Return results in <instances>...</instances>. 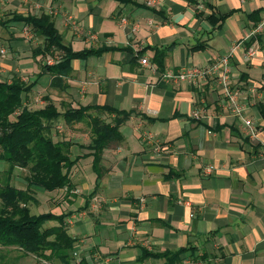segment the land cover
Here are the masks:
<instances>
[{
    "label": "crops",
    "instance_id": "obj_1",
    "mask_svg": "<svg viewBox=\"0 0 264 264\" xmlns=\"http://www.w3.org/2000/svg\"><path fill=\"white\" fill-rule=\"evenodd\" d=\"M146 1L0 0V25L12 13H45L73 51L108 48L51 73L44 55H33L42 40L11 22L3 31L10 58H1L0 71L7 78L28 74L24 80L33 87L25 106L50 102L60 113L109 107L130 115L119 127L121 139L102 151L94 194L81 211L82 217L106 215L105 230L75 237L73 263L264 264V28L250 34L264 20V0H203L204 11L197 0H153L155 7ZM211 14L223 17L221 26L206 20ZM235 43L230 84L244 94L243 115L255 125V140L223 107L214 80L191 87L161 79L163 72L206 66ZM248 47L254 56L244 60ZM156 51L164 52L162 70L153 62ZM142 58L154 71L141 65ZM42 75L50 76L45 89ZM202 106L206 116L192 119ZM87 114L82 122L59 119L51 126L53 140L69 144L70 158L78 157L74 168L92 166L90 118H115L95 109ZM78 172L71 176L73 197L80 194L73 180ZM145 252L162 256L139 260ZM176 252L174 261L170 253Z\"/></svg>",
    "mask_w": 264,
    "mask_h": 264
},
{
    "label": "trees",
    "instance_id": "obj_2",
    "mask_svg": "<svg viewBox=\"0 0 264 264\" xmlns=\"http://www.w3.org/2000/svg\"><path fill=\"white\" fill-rule=\"evenodd\" d=\"M120 4H134L136 0H116ZM206 20L214 27L221 26L223 17L216 18L214 14L206 16ZM7 22L21 23L37 38L42 40L40 46L33 50V55H46L62 51V60L52 66H44V70L58 73L69 66L74 59H85L90 55H99L108 48L73 51L64 45L50 15L26 16L12 13ZM158 69L162 70L164 52L155 53ZM161 57V58H158ZM56 77L52 83L56 82ZM33 84H27L14 78L11 82L0 81V161L7 164L6 178L0 183V246L16 247L26 254L39 257L46 264L57 260L59 264H74L73 246L76 238L68 233V214L53 215L42 213L32 215L28 207L31 201V187L45 192L59 190L72 191V169L78 162V157L71 159L69 144L54 141L51 136V126L62 119L67 124L79 123L89 119V110L104 111L115 114L110 122L99 118H90L89 127L91 140L89 143L92 156V169L98 174L99 161L104 148L111 142L121 139L119 127L129 118V113L117 111L109 107H80L60 113L52 103L43 108L30 109L24 105V99L31 91ZM27 169V190L18 189L10 183L14 168ZM92 192L89 197H92ZM87 203V201H86ZM47 221L56 224L44 227ZM180 252L170 253L177 259ZM167 255V254H166ZM157 257L143 253L139 260L146 257Z\"/></svg>",
    "mask_w": 264,
    "mask_h": 264
},
{
    "label": "rangeland",
    "instance_id": "obj_3",
    "mask_svg": "<svg viewBox=\"0 0 264 264\" xmlns=\"http://www.w3.org/2000/svg\"><path fill=\"white\" fill-rule=\"evenodd\" d=\"M6 16V15H5ZM2 16L1 19L3 21H8V16ZM11 17V16H10ZM11 22H7L6 26L0 25V64L1 58H10V52H8V48L4 42L6 39L3 37L6 36L4 29L8 28V25ZM21 26V24L18 23ZM25 27V26H24ZM27 36L33 38V34L28 30ZM3 40V41H1ZM78 45L73 46V48L77 49ZM55 53H47L43 56L44 63L47 66H50L46 63L48 57L51 58H59L60 61L62 60V51ZM29 59V58H28ZM23 60V59H22ZM59 61V62H60ZM1 70V68H0ZM19 77L12 76L7 78L3 72L0 71V81L11 82L14 78H18L20 81H24L25 83L29 84L31 80H24L28 78V74L24 72H19ZM50 76H41L39 86L41 88H47L49 86ZM30 109L31 106L29 107ZM90 128V127H89ZM7 164L0 161V183L4 182L6 178V170ZM79 172L73 176V180L78 184L80 194L77 197L71 196L74 192L67 191V190H59L55 192H45L42 189L31 187L27 188L26 178L29 176V171L27 169L22 168H14L12 172V176L10 177V183L18 189L22 190H29L31 201L28 203V207L30 209V213L32 215H39L42 213H51L53 215H60V214H73V218H70V223L72 226L69 227V234L73 237H81L86 235L88 238H94V236H101L103 231L105 230L103 220L107 217L106 215H96L93 213L92 215L86 213L84 217L81 216V211L85 205V199L89 196L95 189V176L90 163H86L80 167H76L72 169V172L75 170ZM74 174V173H73ZM71 174V176L73 175ZM74 199V200H73ZM69 202V203H68ZM0 200V205H1ZM56 223L53 221H47L44 224V227L53 226ZM44 263L39 257H36L32 254H26L22 250L16 247H2L0 246V264H40ZM46 264H59L57 260L52 261L51 263Z\"/></svg>",
    "mask_w": 264,
    "mask_h": 264
},
{
    "label": "built area",
    "instance_id": "obj_4",
    "mask_svg": "<svg viewBox=\"0 0 264 264\" xmlns=\"http://www.w3.org/2000/svg\"><path fill=\"white\" fill-rule=\"evenodd\" d=\"M199 5L197 7L198 11H204L205 7L202 4L203 0H197ZM244 1V0H240ZM147 6L155 7L153 0L146 1ZM264 28V20L259 21L251 29L250 34H258ZM240 47V43L233 44L229 52L215 60L214 62L206 66H195L182 68L180 70H171L163 72L161 74V79L167 83L173 84H185L191 87H198L201 83L206 82L211 79L214 80L220 87L223 96V107L229 112V114L236 118L240 124V130L249 140L256 139V128L252 121L244 117L243 112L245 109V97L243 92L230 84V73H231V57L233 53ZM254 56V50L252 47L244 49L242 53V58L244 60H250ZM60 61L59 58L48 57L46 63L50 66L57 64ZM141 65L147 67L149 70L154 71V66H152L146 58L140 60ZM207 111L202 107H196L190 114V117L195 120H200L206 116ZM206 173L210 172L209 167L204 169ZM73 257L76 254L73 253Z\"/></svg>",
    "mask_w": 264,
    "mask_h": 264
}]
</instances>
